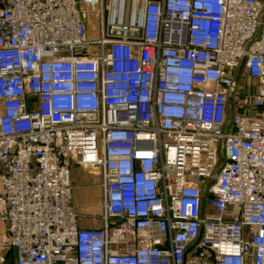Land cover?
<instances>
[{
	"label": "built area",
	"instance_id": "built-area-1",
	"mask_svg": "<svg viewBox=\"0 0 264 264\" xmlns=\"http://www.w3.org/2000/svg\"><path fill=\"white\" fill-rule=\"evenodd\" d=\"M0 225V264H264V0H0Z\"/></svg>",
	"mask_w": 264,
	"mask_h": 264
},
{
	"label": "crops",
	"instance_id": "crops-1",
	"mask_svg": "<svg viewBox=\"0 0 264 264\" xmlns=\"http://www.w3.org/2000/svg\"><path fill=\"white\" fill-rule=\"evenodd\" d=\"M73 189L85 188L83 201L73 205L80 215L79 226L81 228H99L101 226L100 215L102 213V170L101 168L82 169L74 167L71 173ZM93 186L92 189L90 187Z\"/></svg>",
	"mask_w": 264,
	"mask_h": 264
},
{
	"label": "rangeland",
	"instance_id": "rangeland-1",
	"mask_svg": "<svg viewBox=\"0 0 264 264\" xmlns=\"http://www.w3.org/2000/svg\"><path fill=\"white\" fill-rule=\"evenodd\" d=\"M94 29H95V26H94ZM93 32H94V30H93ZM93 32L91 30H89V35L92 36ZM243 80L244 81L241 82V86L243 87L244 90H245V88H247L246 83H249V84L253 83L252 80H247V78H245ZM230 104H231V106L234 104L233 99H231ZM92 188H93V186L90 187V189H92ZM83 191H85V188L76 189V190L73 189V191H72V202H73V204L75 202H77V201L78 202H82L83 201V198H82L83 194H81V193H83ZM3 230H4V226L0 225V232L3 231Z\"/></svg>",
	"mask_w": 264,
	"mask_h": 264
}]
</instances>
